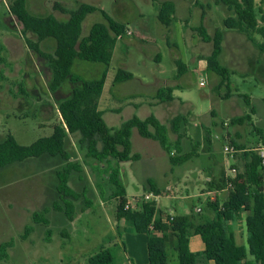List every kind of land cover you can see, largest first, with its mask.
Masks as SVG:
<instances>
[{
  "label": "rangeland",
  "instance_id": "1",
  "mask_svg": "<svg viewBox=\"0 0 264 264\" xmlns=\"http://www.w3.org/2000/svg\"><path fill=\"white\" fill-rule=\"evenodd\" d=\"M163 1L173 2L177 8L175 20L169 27L161 25L155 17L154 8ZM183 2L188 9L180 6ZM11 3L12 0H0V141L12 135L19 145L29 146L39 138L49 137L53 127L61 123L58 106L71 97L75 86L65 82L51 92V69L32 46L52 54L53 42H38L36 35L30 32L22 34L21 24L9 13ZM81 4L103 11L133 33V36L125 37L120 50L124 58H138L142 53L154 55V49L144 46L138 38L144 42H156L161 52L167 46H174L179 51L180 59L191 76L184 78L182 83L187 86L175 96L191 102L197 121L194 130L187 128L189 141H184L183 148L187 152L192 141H197L199 148L205 150L213 143L211 148L216 164L211 166L202 157L171 167L167 159L154 157L156 161L152 167L146 163L134 166L130 161L119 164V169L126 203L150 193L148 185L145 184V189H142L139 178L142 179L144 173L139 171H154L151 179L163 186L168 180L167 184L172 189L170 194L158 200L157 207L177 217H185L191 212L198 215L201 212H194V209H202L206 204V198L199 194L200 188L205 187V178L200 177L193 182L189 177L174 183L169 169L176 174L182 171H214L212 174L217 175L220 171L218 174L222 173V176L233 169L235 174L242 171L241 156L226 157L222 148L231 145V142L246 149L262 145V138L254 129L264 135V54L247 44L245 34L223 27V20L233 12L218 0H157L156 3L151 0H27V10L33 15H52L59 21H66L68 14L59 9L73 10ZM255 11L258 26H264V2L255 0ZM102 22L99 12L87 15L81 24V37L88 35L93 24ZM200 24L209 35L225 31L221 64L228 71L227 83L213 73L193 68L191 61L199 57L203 59L211 51V44L203 43L194 32ZM255 39L260 41L257 35ZM120 69L116 57L107 67L76 60L72 68V73L83 80L99 79L105 74L100 96L103 101L98 103L103 120L112 128H118L122 120L130 116L131 111L126 104L138 102L141 98L135 96L130 101L122 98L123 91L133 90V87L122 83L113 85L115 73ZM136 90H140L137 85ZM145 95L141 96L147 99ZM243 95L251 98L249 103L253 112L251 106L244 103ZM116 109L121 111L114 112ZM209 110L210 114L207 113ZM181 112L182 109H178L177 114ZM245 115L250 116V121L231 124V119ZM167 135L168 141L173 144L176 136L170 131ZM140 141L139 135L134 134L135 152L144 150ZM152 146L148 151L160 154L158 143L154 141ZM65 148L71 162L80 166V173L71 175L69 185L84 195L74 203L75 214L71 222L52 207L53 204L60 205L55 176L56 170L61 167L58 160L43 156L0 169V264H89L91 256L105 250L111 254L110 264H130L132 258L138 259L140 245L136 239L143 241V238L116 219L114 188L108 183L107 176L100 172L104 165H97L84 157L77 135L68 136ZM164 174L167 175L165 181ZM226 197L227 191L221 193L219 204ZM44 210H47L45 217L49 221V240H46V228L34 225L31 220L33 213ZM27 226H32L33 231L26 236Z\"/></svg>",
  "mask_w": 264,
  "mask_h": 264
},
{
  "label": "trees",
  "instance_id": "2",
  "mask_svg": "<svg viewBox=\"0 0 264 264\" xmlns=\"http://www.w3.org/2000/svg\"><path fill=\"white\" fill-rule=\"evenodd\" d=\"M151 1L156 3V0ZM218 1L233 12V15L223 20V27L245 34L264 54V26H258L255 0ZM263 2L264 0H260V3ZM59 10L68 14L66 21H59L52 15L31 14L27 10V0H12L9 7L10 15L22 26V34L30 32L36 35L38 42H53L52 54L42 52L36 45L32 46V49L48 62L51 69L52 80L49 87L51 92L58 90L65 82L75 87L71 97L59 104L58 114L61 123L53 127L49 137L39 138L29 146L19 145L12 135H7L0 141V169L43 156L58 160L61 167L56 170L55 176L60 205L53 204L52 207L63 213L71 222L75 214L74 203L84 198V195L77 193L69 185L71 175L80 173V166L71 162L65 143L68 136L77 135L79 148L84 150V157L95 161L97 165H104L100 172L107 176L108 183L114 188L113 197L117 199L116 219L134 234L146 236L148 258L146 264H168V249L175 252L178 264H196L199 255L191 253L188 248V238L192 235L200 237L204 245L202 256L214 264H264V168L260 167L258 158L253 154L243 153L242 171H238L234 178L226 179V182L231 183V187L226 190L227 197L224 202L221 204L219 201L208 202L198 215L191 213L185 217H174L164 225L156 214L155 202H142L139 211L136 212L125 209L126 193L119 164L138 159L137 155L131 153L132 130H136L144 139L156 141L167 153L172 167L182 166L195 157L200 144L192 141L191 151L182 154L181 141L184 133L181 130L186 125L184 116L172 118L167 126L160 124L153 115H150L144 120L132 116L118 128L108 127L98 110L105 74L103 73L99 79L83 80L72 73V68L76 60L107 67L116 40L126 35L127 28L90 5L81 4L77 9ZM94 12H99L104 22L93 24L88 35L81 37L83 20ZM174 13L172 2H161L157 5L156 19L161 25L168 27L175 20ZM194 32L203 43L211 44V51L205 57L206 70L218 76L221 81L229 82L227 69L219 63L222 33L215 31L209 35L202 24ZM256 35L260 37V41H256ZM181 66L179 64L178 68ZM132 77V74L126 71L117 70L113 85L129 81ZM170 94L171 89H161L155 93V97L170 100L172 99ZM242 98L247 106H251L248 96L243 95ZM250 108L253 112V107ZM244 121H250V116L233 118L231 124H241ZM254 130L261 136L264 145V135L259 134L258 129ZM168 131L176 136L173 144L168 141ZM206 134L209 136L210 132L207 131ZM206 141L209 140L206 138ZM231 145L237 149H246L234 142H231ZM147 184L152 194L155 196L161 194L153 181L148 180ZM46 212L47 210L33 213L31 220L34 225L46 228V240H49V221L45 217ZM240 213L246 214L244 223L247 235L246 249L236 244L234 235L228 228V223ZM32 231L33 227L27 226L24 233L27 236ZM111 262L112 257L108 250L97 253L88 260L89 264Z\"/></svg>",
  "mask_w": 264,
  "mask_h": 264
},
{
  "label": "crops",
  "instance_id": "3",
  "mask_svg": "<svg viewBox=\"0 0 264 264\" xmlns=\"http://www.w3.org/2000/svg\"><path fill=\"white\" fill-rule=\"evenodd\" d=\"M158 3H161V2H158ZM173 5L175 9L174 14L176 16L177 8L175 7L174 3ZM180 6L185 9L189 8L188 5L184 4V2L181 3ZM154 11H155V17H156L157 7L156 9L154 8ZM220 32L223 35V40H222V52L219 56V63L221 66H223L221 64V56L224 50L223 44L225 41V37H224L225 31L223 32L220 31ZM131 36H133V33L129 30V28H127L126 35L116 40V44H115V47L113 49L112 56H111V61L113 60L114 57H116V61L121 66V70L126 71L132 74L133 76L131 80L122 83L123 85L128 84L130 87H133V90H124L123 91L124 94L121 95L122 98H125L127 101H130L131 98H135V96L141 97L139 99L140 102L139 101L135 103L128 102L126 104V106L129 108L131 112H130V116L126 118L125 121L131 118L132 116H136L139 119L144 120L150 115H153L159 121L160 124L167 126L168 122L172 118L176 116H184L186 118V125L181 130V132L184 133V137L182 138V141H181V146H182V154L183 155L188 154L191 151V149L186 152L183 148V143L185 140H188V136L186 135L187 128L194 130L197 127L196 117L193 115L194 106L191 104L190 101H186V100L179 98L178 96H175V93H177L178 91L184 90L186 88L187 84L182 83V81L184 80L186 76L190 77L191 74L188 72L187 67L184 64V62L181 61L179 51L174 46L172 47L167 46L165 50L161 52L158 46L156 45V42H147V41L144 42L141 38H138V39H140L141 43H143L144 46L151 47L152 49H154L155 51L154 55L147 56L146 54L142 53L141 56L138 58H135V57L130 58L128 56H127L128 58L127 57L124 58V56L121 55L122 53L120 50L123 49V46H124L123 42L126 41L125 37H131ZM119 41H120V46H118ZM247 41H248L247 44H250L251 46H253V48L258 50L255 47V45L252 44L248 39ZM258 52L260 51L258 50ZM114 53H116L115 56H114ZM260 54H263V53L260 52ZM116 55H119V56L117 57ZM191 62L193 63L194 65L193 68L195 70L209 73L206 70L205 58L200 59L199 57V58H196L195 61H191ZM179 64L182 65L180 68H178ZM180 71L181 73H179ZM136 85L139 87L140 90H136ZM167 88L171 89L170 97L172 99L162 100V99H157L155 97V93L158 90L167 89ZM141 95H145L147 99H144ZM100 100L103 101V99H99V101ZM178 109H182L183 112L177 114ZM98 110H99V103H98ZM99 111L102 114V119H103V112L101 110ZM113 111L119 113L121 110L116 109ZM210 112L211 110H209L207 113L210 114ZM103 121L105 122V120ZM122 121L124 122V120ZM134 134H138L136 130H132V133H131V153L133 155L138 156L137 160L131 161L133 162L134 166H142L144 163H146L150 165L149 167H152L155 165L154 162L156 161V158L154 157H158V158L162 157L165 160L167 159V162L169 163V160L166 157L167 153L160 147L159 144L158 145L160 147V154H158L157 151L155 153L152 151L151 152L148 151L149 148H153L152 142L154 141L150 139H144L139 136L141 138L140 143L144 147V150L141 153L135 152L133 149ZM212 144L213 143H211V146L207 147L205 150L198 147L199 150L198 148L196 149L197 154L192 159L194 158L198 159V158L203 157L207 161L210 162L211 166H214L216 162L214 161L213 155H212V152H214L211 148ZM169 170H170L169 175L170 177H172L174 183H177L179 181L182 182L183 180H187L189 177L191 178L193 182L196 181L197 179L200 180L199 179L200 177L205 178L204 180L205 187L200 188L199 194L200 196H203L204 198H206V203L219 201V196L221 195V193H224L227 190L226 186H223L225 183L224 180H226L227 178H232V175L230 172L222 176V173L218 174L220 173V171H218L217 175H215V174H212L214 171H182L180 174H176V173H172L171 169ZM139 172L144 173V176L142 177V179L139 178V183L142 189H145L144 185L145 184L148 185L147 181L148 180L153 181L151 179V173H154V171H139ZM120 174H121V171H120ZM163 177L165 181V179L167 178V175L164 174ZM121 179H122V175H121ZM167 181L168 180L165 181L164 186L162 184H158L157 182L153 181L156 188L161 193L159 196H155L151 192L148 193L154 196L153 201L155 202L156 210L158 211V217L160 218L162 224L164 225L167 224L166 220L168 217H172V218L177 217L175 214H172V213L166 214V212H164L162 209L157 207L158 200L163 198L164 196H167L168 194L172 192V189L168 186L169 183L167 184ZM149 190H150V187H149ZM148 194H142L141 197L140 196L138 197L139 199H136V198L134 199L135 201H138V206H140L139 203L142 201V197ZM125 198H126V194H125ZM197 209L201 211L200 208H197ZM195 211L196 209H194V212ZM245 217H246L245 213H240V215L237 218H235L232 222L228 223V228L234 235L236 244L240 247H243L244 249H246V238H247L246 231H245V224H244ZM138 235L142 236L143 238V241L141 239L135 238L136 242L140 245L139 257L138 259L132 258L131 260H129L130 264H146L148 260L147 247H146V236L143 234H138ZM188 248L191 253L199 255L196 260V264H214L213 261L206 260L202 256V253L204 251V245L199 236L192 235L188 238ZM167 256H168V264H171V262H176V264H178L176 254L173 250L168 249ZM247 257L249 260L251 259L248 255Z\"/></svg>",
  "mask_w": 264,
  "mask_h": 264
},
{
  "label": "built area",
  "instance_id": "4",
  "mask_svg": "<svg viewBox=\"0 0 264 264\" xmlns=\"http://www.w3.org/2000/svg\"><path fill=\"white\" fill-rule=\"evenodd\" d=\"M224 126H227V124H224ZM222 152H223L224 156H226V157L228 156L231 158L235 154H239L240 156H242L243 153L253 154L258 158L259 163H260V167L264 168V145H261V146H258L256 148H252V149H237L232 145H225L222 148ZM230 173L232 175V178H234L235 177V170L233 169ZM229 187H231V183L228 181V182H226V188L228 189ZM153 200H154V196L148 194V195H144L142 197L141 203L142 202H154ZM125 209L129 210V211H133V212L139 211L138 201L134 200V202L126 203ZM195 212H200V210L196 209ZM171 220H172V217H169V219L167 218L166 221L168 223Z\"/></svg>",
  "mask_w": 264,
  "mask_h": 264
}]
</instances>
